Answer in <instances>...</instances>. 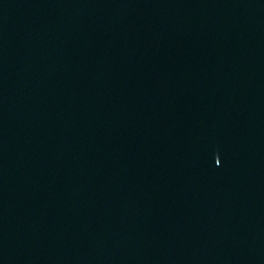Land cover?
Masks as SVG:
<instances>
[{"label":"water","instance_id":"water-1","mask_svg":"<svg viewBox=\"0 0 264 264\" xmlns=\"http://www.w3.org/2000/svg\"><path fill=\"white\" fill-rule=\"evenodd\" d=\"M0 264H264V0H0Z\"/></svg>","mask_w":264,"mask_h":264}]
</instances>
